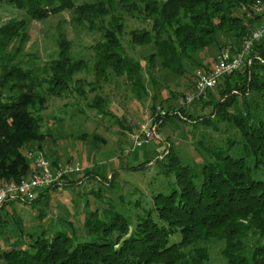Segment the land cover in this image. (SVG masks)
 I'll use <instances>...</instances> for the list:
<instances>
[{"label":"trees","instance_id":"16d2710c","mask_svg":"<svg viewBox=\"0 0 264 264\" xmlns=\"http://www.w3.org/2000/svg\"><path fill=\"white\" fill-rule=\"evenodd\" d=\"M0 3L13 5L25 16L0 26L3 184L18 182L33 173L27 154L33 148L41 151L45 138L39 133L33 112V106L42 103L38 92L32 84L8 82L12 78L32 83L33 77L31 71L10 66L11 60L5 57L7 43L21 33L28 18L37 21L73 9L77 20L91 22V16L103 11L104 5L76 6L73 0ZM118 5L126 8L127 14H134L135 19L150 24L149 29L130 31L128 41L132 46L152 45L151 51L142 60L128 56L118 39L123 33L120 16H113L104 35L105 53L96 55L94 73L97 80L124 79L125 87H130L137 98L149 96L147 91L142 92L148 85L157 86L152 74L156 68L174 78L187 79L195 87L197 71L193 70H210L224 49L238 53L245 38L264 21V0H120ZM206 57L212 58L204 62ZM82 63L62 53L58 61L51 63L54 76L46 82L50 88L65 87ZM215 87L192 101L211 106L210 116L195 119L193 124L197 123L194 128L203 125L217 131V124H222L227 133L224 141L210 147L199 143L198 150L204 153L200 164L191 166L173 157L170 168L174 186L167 194L153 196L151 209L137 219L134 228L109 207L87 216L82 239H73L58 229H48V233L45 225L34 231L18 226L11 235L0 234V242L8 245L14 240L7 248L0 247V264H205L208 251L202 244L209 239L223 242L224 264H264V36L253 44L243 65L220 78ZM15 88L20 93H7ZM178 108L189 122L192 114L184 113V107ZM175 114L163 116L162 123L182 118ZM49 163L53 169L54 162ZM69 177L67 174L62 178ZM50 187L36 190L29 201L5 202L0 207V217L8 206L40 202ZM175 233L177 239L172 237Z\"/></svg>","mask_w":264,"mask_h":264},{"label":"rangeland","instance_id":"374dc122","mask_svg":"<svg viewBox=\"0 0 264 264\" xmlns=\"http://www.w3.org/2000/svg\"><path fill=\"white\" fill-rule=\"evenodd\" d=\"M119 1L73 0L76 6L103 4L104 8L91 16V22L77 20L73 9L37 21L28 18L21 33L7 43L5 57L11 60L10 66L26 73L31 71L33 77L32 83L12 78L8 82L32 84L42 99V103L33 106V112L40 126L39 133L45 138L41 151L33 148L34 152L53 161L55 170L71 164L79 165L82 171L70 173L69 178L54 183L40 202H21L5 208L0 217V234L11 235L18 226L34 231L45 225L48 233L58 229L73 239H82L87 216L107 207L115 209L134 228L137 219L151 209L153 196L167 194L174 186L170 168L173 157L191 166L200 164L204 153L198 150L199 143L210 147L224 141L227 133L220 123L218 131L203 125L194 128L195 119L210 116L211 106L185 103V95L194 88L187 79L174 78L155 67L152 74L157 86L148 85L142 92L147 91L149 96L143 94L140 98L130 87H125L124 79H96V55L105 53L104 35L113 16H120L123 33L118 39L128 56L142 60L151 51L152 45L132 46L128 41L130 31L149 29L150 24L127 14L126 8L118 5ZM11 19H25L24 12L0 3V26ZM62 53L72 60H81L83 66L71 74L65 87L50 88L51 84L46 81L54 76L51 63L58 61ZM207 58L204 62L212 57ZM7 93L17 95L20 90L15 88ZM180 106L184 107V113L192 114L189 122L179 111ZM175 113L186 121L172 118L162 123L163 116L174 117ZM151 118H154L155 136L149 144L133 148L130 136ZM172 237L177 239L178 234ZM13 242L12 239L7 245L2 241L0 247L7 248ZM202 245L208 251L205 264H224L222 241L209 239Z\"/></svg>","mask_w":264,"mask_h":264},{"label":"built area","instance_id":"2783aa9c","mask_svg":"<svg viewBox=\"0 0 264 264\" xmlns=\"http://www.w3.org/2000/svg\"><path fill=\"white\" fill-rule=\"evenodd\" d=\"M264 36V21L261 22L242 43L238 53L232 54L229 49H224L217 55L213 66L206 72L197 71L195 73L194 91L185 96V103H191L199 99L205 92L215 87L225 75H229L243 65L245 57L251 51L253 44ZM250 61H247L249 63ZM154 118L151 121L139 127V129L130 136V142L133 148H139L150 143L155 136ZM27 158L34 166L33 173L25 179L18 182L10 181L0 184V207L9 200L17 198L22 201L33 199L36 190L50 187L58 182L64 175L79 173L82 168L79 165H66L59 169H52L49 161L41 155L40 152H29Z\"/></svg>","mask_w":264,"mask_h":264}]
</instances>
